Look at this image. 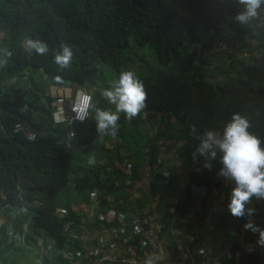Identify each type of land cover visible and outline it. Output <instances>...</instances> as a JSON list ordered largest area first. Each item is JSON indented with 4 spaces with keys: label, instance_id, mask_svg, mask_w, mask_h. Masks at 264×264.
<instances>
[{
    "label": "trees",
    "instance_id": "1",
    "mask_svg": "<svg viewBox=\"0 0 264 264\" xmlns=\"http://www.w3.org/2000/svg\"><path fill=\"white\" fill-rule=\"evenodd\" d=\"M241 10L238 0H0V59L6 60L0 66V264H34L32 258L77 264L40 253L37 241L74 252L79 244L67 222L92 189L101 190L106 207H122L105 198L120 195L115 158H131L153 173L150 209L191 256L205 261L211 249L221 264H234L235 250L251 241L257 247L242 252L239 264H264L258 233L243 226L251 219L264 228V199L253 198L251 217H233L227 203L234 184L219 175L221 153L193 158L198 135L222 134L233 113L248 119L264 147V5L248 24L236 21ZM27 38L45 42L48 52L27 51ZM61 44L73 51L63 70L53 59ZM143 46L159 66L136 75L147 92L144 129L141 114L131 121L121 114L117 134L100 137L93 111L72 124L75 135L68 137L69 126L52 120L49 87L72 93L85 87L95 106L113 108L101 95L110 84L97 64L119 75L127 60L142 62L144 53L134 49ZM153 123L158 127L148 129ZM91 156L94 165L87 163ZM165 161L167 175L153 167ZM173 196L178 204L171 215Z\"/></svg>",
    "mask_w": 264,
    "mask_h": 264
},
{
    "label": "built area",
    "instance_id": "2",
    "mask_svg": "<svg viewBox=\"0 0 264 264\" xmlns=\"http://www.w3.org/2000/svg\"><path fill=\"white\" fill-rule=\"evenodd\" d=\"M225 48L226 44L223 43L218 50ZM88 96L91 93L84 87L77 88L72 94L53 96L52 120L55 124L69 126V137L74 132L72 124L81 122L73 119V109L79 108ZM57 117L64 118L65 122L57 123ZM193 158L198 160L200 155L196 153ZM112 164L119 174L122 173V177L116 180L120 195L115 198L112 194H106L105 198L122 207H106L100 199L103 196L101 190L92 189L88 200L72 207L76 211L75 219L67 222L71 228L70 236L78 242L79 247L74 252L58 248L55 254L69 261L74 260L77 264H143L149 254H154V264H208L206 260L191 256L180 237H173L165 231V224L156 209H150L148 201L155 200L153 197L150 199L151 196H148L147 202H144V192H150L149 184L153 181V173L149 168L143 164L137 167L134 161L124 159H114ZM167 164L166 161L161 165L156 162L153 167H159L167 175ZM177 204L178 197H171L169 214H175ZM61 211L64 213V210ZM15 238L19 241L18 234ZM50 245L39 239L37 250L47 253ZM256 247V242H243V251L235 250L233 254L234 264H239L242 252L252 251Z\"/></svg>",
    "mask_w": 264,
    "mask_h": 264
},
{
    "label": "clouds",
    "instance_id": "3",
    "mask_svg": "<svg viewBox=\"0 0 264 264\" xmlns=\"http://www.w3.org/2000/svg\"><path fill=\"white\" fill-rule=\"evenodd\" d=\"M242 6L235 19L241 24H248L250 20L258 16V10L264 5V0H238ZM25 49L35 51L39 55L48 52V45L38 39L27 38ZM3 55L8 56L6 50ZM54 63L59 69H67L72 65L73 51L67 44H61L60 50L54 55ZM6 64V60L0 59V66ZM57 81L60 78L57 77ZM110 86L101 90L102 97L113 108H100L92 103V97L84 99L79 108L73 109L74 120L83 122L94 111L96 131L100 137L105 135L115 136L119 130L121 114L128 121L138 117L147 106V92L142 81L132 70H122L117 79L109 82ZM114 109V110H113ZM57 123H64L65 119L56 118ZM248 119L233 113L231 119L224 125L222 134L214 130H207L198 135L199 144L196 153L210 159H215L217 151L221 153L220 163L222 167L219 175L227 181L233 182L227 209L233 217H251L254 209L249 207L253 198L264 199V147H261L260 139L250 131ZM190 133H196V126L191 125ZM75 133H70L74 136ZM87 163L94 165L95 157L88 158ZM209 167V165H205ZM246 230L258 233L257 243L264 245V228L255 225L251 219L243 225ZM153 255L146 256L143 264H154ZM159 259V257H157Z\"/></svg>",
    "mask_w": 264,
    "mask_h": 264
},
{
    "label": "rangeland",
    "instance_id": "4",
    "mask_svg": "<svg viewBox=\"0 0 264 264\" xmlns=\"http://www.w3.org/2000/svg\"><path fill=\"white\" fill-rule=\"evenodd\" d=\"M262 24H264V21ZM259 28H260L259 31L261 33L262 28L261 27H259ZM134 50L137 54H138V50H141L144 53V55H143L144 58L142 60L143 66H142V64H140L142 62H134L133 58H131L130 60H127L124 63V66L121 68V71L122 70H132L137 75V74H145V73H147V71H153L154 69H157L159 67V66L155 65L154 59L152 56L153 53L149 50L148 46H143L140 48H136ZM97 65L99 66V74L103 78L104 81L110 82V81L118 78V74H117L116 70H114V69H112V68H110V67H108L102 63H99ZM32 263H34V264L37 263V259L32 258Z\"/></svg>",
    "mask_w": 264,
    "mask_h": 264
},
{
    "label": "crops",
    "instance_id": "5",
    "mask_svg": "<svg viewBox=\"0 0 264 264\" xmlns=\"http://www.w3.org/2000/svg\"><path fill=\"white\" fill-rule=\"evenodd\" d=\"M48 91H49L50 96H52V97L54 95H61V94L67 95V94H70V93L72 94V91L69 89L68 86H60V87H57V86L51 85L49 87V90ZM141 117H142L141 127H143V129H144V118H145V116H144V110L141 113ZM157 127H158V125H156L155 123H153L152 125L151 124L150 125L148 124V129H150V130H155ZM68 137H69V135H68ZM113 143H115V141L112 138V139H110V141L107 142V146L110 148L111 146H113L112 145ZM115 159H118V160H123L124 159V160H132L133 161V159H131V158H122V159L115 158ZM144 193H146V192H144ZM146 195H147V197L148 196H151V194H148V193H146ZM150 199H151V197H150ZM49 244H51L50 245V248H49V251H51L53 253V254L50 253L51 256L60 257L59 255L55 254L54 251H55V249H58V248H61V247H53V244L51 242H49ZM230 253L231 252L228 249H226V254H230ZM203 257L205 258V260H206L207 263H211V264L212 263H215V262L217 263L218 261H220V255H214L212 253V250L211 249H208L207 251H204Z\"/></svg>",
    "mask_w": 264,
    "mask_h": 264
}]
</instances>
